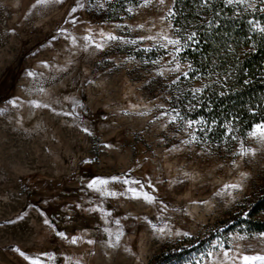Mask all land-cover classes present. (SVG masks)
Segmentation results:
<instances>
[{"label": "rangeland", "instance_id": "374dc122", "mask_svg": "<svg viewBox=\"0 0 264 264\" xmlns=\"http://www.w3.org/2000/svg\"><path fill=\"white\" fill-rule=\"evenodd\" d=\"M225 1L264 29V0ZM172 6L0 0V264H150L264 195L258 125L210 138L182 110L201 80ZM72 176L77 190L56 186ZM256 255L264 234L236 233L169 264Z\"/></svg>", "mask_w": 264, "mask_h": 264}, {"label": "trees", "instance_id": "16d2710c", "mask_svg": "<svg viewBox=\"0 0 264 264\" xmlns=\"http://www.w3.org/2000/svg\"><path fill=\"white\" fill-rule=\"evenodd\" d=\"M171 20L184 45L183 57L193 77L201 80L200 91L182 105L189 118L204 124L210 138L242 137L264 124V31L257 25L260 18L235 12L225 0H173ZM150 164V159L144 163ZM136 180L145 185L142 176ZM68 184L77 190L73 176L56 186ZM263 215L264 195L247 202L205 238L167 250L150 264L181 260L215 237L264 234Z\"/></svg>", "mask_w": 264, "mask_h": 264}, {"label": "snow or ice", "instance_id": "6c2138e0", "mask_svg": "<svg viewBox=\"0 0 264 264\" xmlns=\"http://www.w3.org/2000/svg\"><path fill=\"white\" fill-rule=\"evenodd\" d=\"M49 0H37V3L38 4H46L48 3ZM60 2H62V0H60ZM161 3H163V0H161ZM83 5H81L82 7ZM73 12L76 11V9H72ZM74 22V21H73ZM261 31H264V29H261ZM109 39H117L115 36H109L108 37ZM165 39L167 40L168 38L165 37ZM188 39H192L191 36L188 37ZM168 43L169 44H172V45H179L180 44V41L179 40H176V39H172V40H168ZM97 47H99V45H97ZM177 51H179V49H177ZM179 69V65H177V70ZM186 75V73H185ZM197 92L200 91V89H197L196 90ZM38 107L41 106V105H37ZM44 107H47V105H44ZM85 132L88 131V129H84ZM256 131L261 135V136H264V124L262 125H258L257 126V129ZM91 134V133H89ZM256 133H253V135H255ZM113 179H118V178H113ZM125 183H128L127 180L124 181ZM97 183L99 184H107L108 181L107 180H100V181H93L92 184L89 185V187H93L95 186ZM134 183H138V181H134ZM228 187H238V185H229ZM129 191L133 192L134 196L135 197H139L140 194L136 192L135 189H129ZM106 194H109V195H115V193H106ZM143 198L149 202H152L154 200V197L148 195V194H144L143 195ZM47 222V221H46ZM59 235H63L62 233H59ZM73 243H75L76 241L73 240L72 241ZM17 251H19V249H17ZM21 255H24V253H20ZM27 259V257H25ZM243 261H244V264H264V255H256V256H244L243 257ZM32 264H40V262L38 260H33L32 261Z\"/></svg>", "mask_w": 264, "mask_h": 264}]
</instances>
